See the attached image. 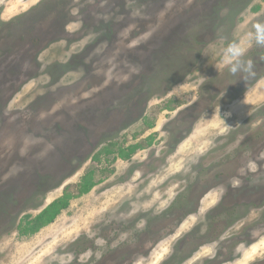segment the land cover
<instances>
[{
  "label": "rangeland",
  "instance_id": "rangeland-1",
  "mask_svg": "<svg viewBox=\"0 0 264 264\" xmlns=\"http://www.w3.org/2000/svg\"><path fill=\"white\" fill-rule=\"evenodd\" d=\"M254 19L264 0H0V264H264V48L245 81L212 52Z\"/></svg>",
  "mask_w": 264,
  "mask_h": 264
},
{
  "label": "trees",
  "instance_id": "trees-1",
  "mask_svg": "<svg viewBox=\"0 0 264 264\" xmlns=\"http://www.w3.org/2000/svg\"><path fill=\"white\" fill-rule=\"evenodd\" d=\"M151 138V137H150ZM144 140V139H143ZM143 140L137 141L133 144L125 145L126 142L122 141L121 144H116L115 141L106 144L101 147L93 156L92 161L97 164L104 163L102 167L98 169L100 179L96 180L94 178L95 171L88 170L85 171L79 180L74 183V185H69V183L63 186V193L61 196L50 201L41 211L33 218L29 215H25L27 227L23 228L22 232H35L43 225L50 223L59 214V212L68 207L70 199L73 197H79L87 192H89L94 185L101 181V178L106 177L113 173L114 169L110 165L117 159H130L138 148H143L145 144ZM151 141L146 144H149ZM75 189V193L71 192Z\"/></svg>",
  "mask_w": 264,
  "mask_h": 264
},
{
  "label": "clouds",
  "instance_id": "clouds-1",
  "mask_svg": "<svg viewBox=\"0 0 264 264\" xmlns=\"http://www.w3.org/2000/svg\"><path fill=\"white\" fill-rule=\"evenodd\" d=\"M253 47L264 48V20L254 19L239 25L233 38L221 37L212 52L231 76L245 81L256 75L254 61L248 56Z\"/></svg>",
  "mask_w": 264,
  "mask_h": 264
},
{
  "label": "flooded vegetation",
  "instance_id": "flooded-vegetation-1",
  "mask_svg": "<svg viewBox=\"0 0 264 264\" xmlns=\"http://www.w3.org/2000/svg\"><path fill=\"white\" fill-rule=\"evenodd\" d=\"M147 138H150V135H149ZM100 148H101V147H100ZM100 148H98V150H99ZM98 150H97V151H98ZM97 151H96V152H97ZM96 152H95V153H96ZM95 153H92V154L90 155V160H92V156H93ZM95 164L97 165L96 162H95ZM97 183H98V182H97ZM97 183H96V184H97ZM96 184H95V185H96ZM95 185H94V186H95ZM205 190H206V189H205ZM208 190H209V189H208ZM187 208H188V207H186V208H182V209H181V207H180V208L177 209L176 212H174V211L176 210V209H175V210L173 211V214L171 215V217H170L169 220H172V222H173V221H176V222H177V221L181 220L182 217H183V213L185 212V209H187ZM193 209H196V207H193ZM179 223H180V222H179ZM179 223H177V224H179ZM174 228H175V225H174ZM190 234H192V233H188V234L186 235L185 239L182 240V242H188V241L190 242V241H192V239L190 238ZM144 235H145L144 237L148 236V234H144ZM150 239H151V237L149 238V240H150ZM134 251L136 252L135 248H133L132 252H134Z\"/></svg>",
  "mask_w": 264,
  "mask_h": 264
}]
</instances>
